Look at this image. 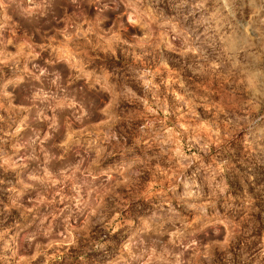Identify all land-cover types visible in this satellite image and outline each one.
Here are the masks:
<instances>
[{
  "label": "clouds",
  "instance_id": "1",
  "mask_svg": "<svg viewBox=\"0 0 264 264\" xmlns=\"http://www.w3.org/2000/svg\"><path fill=\"white\" fill-rule=\"evenodd\" d=\"M0 264H264V0H0Z\"/></svg>",
  "mask_w": 264,
  "mask_h": 264
}]
</instances>
